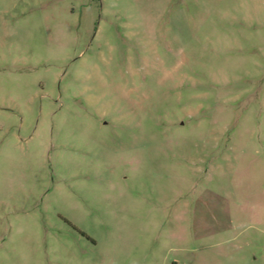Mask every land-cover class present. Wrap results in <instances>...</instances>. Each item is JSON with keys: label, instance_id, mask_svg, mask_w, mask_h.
Listing matches in <instances>:
<instances>
[{"label": "rangeland", "instance_id": "374dc122", "mask_svg": "<svg viewBox=\"0 0 264 264\" xmlns=\"http://www.w3.org/2000/svg\"><path fill=\"white\" fill-rule=\"evenodd\" d=\"M0 264H264V0H0Z\"/></svg>", "mask_w": 264, "mask_h": 264}]
</instances>
